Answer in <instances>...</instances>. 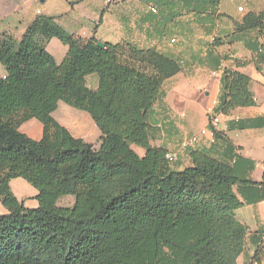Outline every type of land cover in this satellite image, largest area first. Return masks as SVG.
Masks as SVG:
<instances>
[{
	"label": "trees",
	"instance_id": "1",
	"mask_svg": "<svg viewBox=\"0 0 264 264\" xmlns=\"http://www.w3.org/2000/svg\"><path fill=\"white\" fill-rule=\"evenodd\" d=\"M149 1L171 15L174 2L208 15L216 14L218 3ZM53 37L67 46L60 62L45 48ZM242 37L264 63V41L258 40L264 38V9L234 22L227 42ZM97 42L44 14L19 39L0 33L6 71L0 75V202L7 210L0 214V264H236L247 227L235 216L243 202L234 186L248 197L259 192L248 201L264 199V172L258 182L240 178L233 165L195 146L187 149L190 165L172 167L168 150L152 144L159 128L152 113L163 82L181 62L154 47ZM90 74L98 78L96 89L86 83ZM250 81L224 68L214 112L255 105ZM59 101L90 114L100 130L98 147L52 116ZM29 118L43 126L39 140L19 130ZM211 118L213 138H222ZM17 177L37 189L36 207L24 206L12 192L10 180ZM67 195L72 204H57ZM263 259L260 244L251 263Z\"/></svg>",
	"mask_w": 264,
	"mask_h": 264
},
{
	"label": "crops",
	"instance_id": "2",
	"mask_svg": "<svg viewBox=\"0 0 264 264\" xmlns=\"http://www.w3.org/2000/svg\"><path fill=\"white\" fill-rule=\"evenodd\" d=\"M46 1L0 0V33L19 39L35 17L44 14L54 16L61 26L82 40L95 37L101 42L129 43L139 48L154 47L179 60L180 70L163 82L160 97L153 107L152 115L159 128L152 144H162L168 151H177V161L173 167L180 170L191 164L187 153L190 146L183 147L182 143L206 128L208 134L202 136L194 148L227 161L235 167L240 178L254 182L261 180L264 172V124L259 122L264 121V63L257 62V51L246 46L245 37L233 43H228L227 39L234 30V22L240 21L249 11L264 9V0H218L215 15L188 11L182 2H174L172 8L174 14H180L171 15L168 8L162 9L160 6L157 12H152L151 6L154 4L149 0H61V12L45 14L38 3ZM238 7H242V10H238ZM214 37L221 38V43L214 44ZM248 37L253 40L254 34ZM171 39L174 41L171 42ZM258 40L263 43L264 38ZM50 45L52 50L49 49ZM45 48L56 62H60L67 52V46L56 37L51 38ZM226 67L250 77L255 105L237 107L227 114L214 112ZM5 72L2 66L0 75ZM86 83L96 89L97 76L88 75ZM195 106L207 116L206 124L199 130L191 128V117L188 116V111L195 114ZM183 113L185 115L182 116ZM52 116L73 136L99 146L100 130L84 113L79 114L80 118L77 119L73 109L61 108L58 102ZM210 116L218 118L214 128L222 133V138H213L210 134ZM80 121H83L82 125L78 124ZM19 130L39 140L43 126L36 118H29L20 124ZM136 152L142 156L145 150ZM13 180H10V185ZM13 183L21 184V181ZM234 191L243 202L235 211L236 219L247 227L244 249L237 256L236 264H264V259L251 263L255 247L264 244V199L248 201L259 192L253 191L252 196L248 197L247 191L244 189L243 195L237 185ZM12 192L25 205L24 198ZM31 193L30 198L37 194Z\"/></svg>",
	"mask_w": 264,
	"mask_h": 264
},
{
	"label": "rangeland",
	"instance_id": "3",
	"mask_svg": "<svg viewBox=\"0 0 264 264\" xmlns=\"http://www.w3.org/2000/svg\"><path fill=\"white\" fill-rule=\"evenodd\" d=\"M38 4H39L38 7L40 9H43L45 14H49L48 12H50V14H58L62 10L61 0H47L46 2L38 3ZM106 28H107V26H106ZM49 49L52 50V46L51 45L49 46ZM1 68H2V66L0 65V69ZM59 105H60L61 108L65 107V108L73 109V111L76 112V118L77 119L80 118L79 114L84 113L85 115H87L89 117L90 121L93 123V120H92V118H91V116H90V114L88 112H86L84 110H81V109H78V108H75L73 106H70V105L64 103L63 101H59ZM194 109L196 110L194 115L191 112L188 111V116L190 115V117H191V121H190L191 125L190 126L194 130H199L202 126H204L206 124L207 116H206V114L204 113L203 110L197 109L196 106L194 107ZM183 115H185V114L183 113L182 116ZM81 122L83 123V121H80L78 124L82 125ZM78 124H77V126H79ZM74 125H76V123H74ZM131 147L135 151L144 150L142 147L137 146L135 144H131ZM176 161H177V159H176ZM175 162H173L171 164L172 167L173 166L175 167ZM13 179H15L13 181H16V180L21 181V184H16V183H13V181H12V183L10 185V188L18 196H22V198H24V200L26 201L24 206H26V207H34V206H36L38 204L36 198L35 197L30 198L29 196L32 194L31 192L37 193V189L34 188L31 184H29L23 178H19L18 177V178H13ZM32 201H34V202H32ZM72 202H73V196L67 195V196L59 198V200L57 201V204L62 205V206H67V205L72 204ZM0 207H2L4 209V211H1L2 208H0V214H2L3 212L7 211L6 208L1 204V202H0Z\"/></svg>",
	"mask_w": 264,
	"mask_h": 264
},
{
	"label": "built area",
	"instance_id": "4",
	"mask_svg": "<svg viewBox=\"0 0 264 264\" xmlns=\"http://www.w3.org/2000/svg\"><path fill=\"white\" fill-rule=\"evenodd\" d=\"M238 10H242V7H238ZM151 11L152 12H157V9L155 6H151ZM39 12V10H38ZM174 39H171V42H173ZM218 121V118L216 116H213L211 118V125L214 126V124H216V122ZM208 134V129L206 128H203L201 129L198 133H194L192 134L191 136H189L183 143H182V146L183 147H187V146H196L201 137L204 136V135H207ZM210 134L212 135V132L210 131ZM177 156H178V152L177 151H168L166 154H165V157L168 161V163L171 165L173 162L176 161L177 159Z\"/></svg>",
	"mask_w": 264,
	"mask_h": 264
},
{
	"label": "water",
	"instance_id": "5",
	"mask_svg": "<svg viewBox=\"0 0 264 264\" xmlns=\"http://www.w3.org/2000/svg\"><path fill=\"white\" fill-rule=\"evenodd\" d=\"M97 45L100 46V47H103L104 46V42L98 41Z\"/></svg>",
	"mask_w": 264,
	"mask_h": 264
}]
</instances>
